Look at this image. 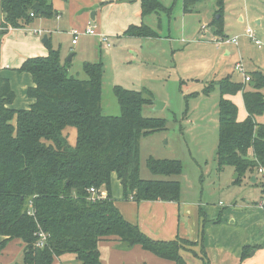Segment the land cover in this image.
<instances>
[{
	"label": "trees",
	"instance_id": "trees-1",
	"mask_svg": "<svg viewBox=\"0 0 264 264\" xmlns=\"http://www.w3.org/2000/svg\"><path fill=\"white\" fill-rule=\"evenodd\" d=\"M130 1V0H129ZM205 0H182L184 12ZM218 18L210 24L222 35L223 0H217ZM43 9L37 12L33 4ZM141 16L168 11L158 0H140ZM33 13V16H30ZM51 0H0V38L9 28L28 25L36 16L51 17ZM125 35L157 37L144 24L129 25ZM48 45V41L46 42ZM31 75L33 85L27 109L10 108L14 93L0 75V249L8 239L24 243L22 264H54V257L73 254L80 264H102L99 241L116 236L125 248L140 245L157 257L184 264L180 255L195 243L176 238L156 240L136 224L124 219L110 194L111 175L120 182L123 199L178 201L179 182L140 178L139 141L142 136L163 129V119L144 117L142 106L149 93L114 86L119 105L117 116L101 111V62H84L86 78L68 74L59 51L49 48L46 56L27 58L17 69ZM247 83L226 76L217 81L218 142L217 168L232 166L236 182L245 173L264 168V73H248ZM241 93L246 117L238 120V106L226 95ZM76 130L73 146L63 131ZM146 166L162 176L179 174V160L149 157ZM264 194V183H260ZM89 188H104L105 198L91 199ZM264 212V199L261 198ZM219 219L217 218V221ZM46 234L43 247L36 246L38 231ZM242 249V257L248 254ZM199 258L208 264L204 251Z\"/></svg>",
	"mask_w": 264,
	"mask_h": 264
},
{
	"label": "rangeland",
	"instance_id": "rangeland-1",
	"mask_svg": "<svg viewBox=\"0 0 264 264\" xmlns=\"http://www.w3.org/2000/svg\"><path fill=\"white\" fill-rule=\"evenodd\" d=\"M161 1L168 4L166 8L169 9L160 12L161 21L152 14L146 17L151 20V28L162 35L163 40L133 37L120 46L113 41V50H102L99 53L98 62L103 66L101 111L104 115H119L114 86L149 93L152 102L142 106V115L163 119L165 127L140 138V178L177 181L184 201H196L205 205L208 214L218 208L221 217L224 215L225 222L230 223L232 211L240 210L232 204L239 205L243 200H261L262 193L260 182L251 181L248 173L236 182L238 176L236 177L237 173L232 166H226L223 170L217 168V106L220 98L217 81L228 76L233 81L241 82V74L234 69L235 62L239 60L246 72L259 70L264 73V0H238L235 12L223 30V36L216 34L210 24L216 10L213 0L198 3L192 14L187 12L185 23L189 27H198L199 32L193 33L181 32V0ZM256 10L263 16L260 24L263 32L256 33V37L262 42L260 48L244 34L246 23L241 24L236 17L239 12L246 16L248 12ZM203 24L207 25V32L204 34L199 30ZM249 26L253 31L259 25L250 21ZM169 28L172 38L170 41L167 40ZM226 35L228 38L237 35L238 44L228 46L231 49L230 56L220 57L224 46L216 48L212 39ZM130 48L136 50L138 55L132 56ZM68 55L69 53H61L62 60L65 61ZM81 66L79 59L74 58L70 63L69 74L86 78ZM154 100L163 105L156 108ZM238 100L239 98L236 101L240 112L244 111L242 102ZM257 121L264 122V116L258 117ZM63 134L68 144L73 146L75 128L67 127ZM149 157L179 160L181 172L171 176L153 174L146 166ZM59 259L61 264H79L73 254H64Z\"/></svg>",
	"mask_w": 264,
	"mask_h": 264
},
{
	"label": "crops",
	"instance_id": "crops-1",
	"mask_svg": "<svg viewBox=\"0 0 264 264\" xmlns=\"http://www.w3.org/2000/svg\"><path fill=\"white\" fill-rule=\"evenodd\" d=\"M158 1L165 8L168 6L161 0ZM216 1L213 0L216 5L213 18L219 17ZM237 1L223 0L222 33L227 26V21L235 12ZM51 5L54 10L51 17L36 16L28 25L17 29L9 28L7 33L0 38V75L8 80L14 93V99L10 104L12 109H27L33 102L26 93L27 88L33 85L31 75L17 70L25 59L46 56L49 48L57 49L60 61L67 65L69 74L70 63L74 58L79 59L80 65L84 62H97L99 60L98 55L102 50H113L114 42L120 46V44L124 45L127 40L132 39L134 36L124 34L129 25L140 26L144 24L152 29L151 20L146 17L149 14L141 16L140 0H51ZM194 8L189 13L192 14ZM162 11L165 10L150 14L161 21L162 13L160 12ZM92 12L94 18L90 19ZM182 12L181 32H199L197 31L198 27L192 25L189 27L185 23L188 13L184 12L183 7ZM215 14L217 15L215 16ZM236 17L241 24L246 23V28H250V21L259 25L253 30L255 37L257 36L256 33L263 32L260 27L263 16L259 11H250L246 16L239 12ZM201 26L199 30L202 34L206 33L207 30L202 31ZM86 27H93L96 31L107 35L110 46L106 47L98 36L88 34L79 35L76 43L72 44L70 30L73 28L84 30ZM34 30L43 31V35L35 34ZM155 32L157 33V31ZM170 32L169 28L167 34L169 41L172 39ZM44 35L46 37L42 41ZM134 38L163 40L162 35L158 33L157 37ZM47 41L48 45L46 44ZM230 45L232 44L223 45L220 57L231 55V49L228 47ZM216 48L219 47L216 46ZM130 49L132 56L138 55L136 50ZM61 53H69L65 61L62 60ZM226 98L233 101L237 106L236 99L239 98L238 101L242 102L243 105L241 93L233 96L226 95ZM245 117V109L240 112L238 108V120H243ZM248 175L251 177V181L254 179L253 182L264 183V173L256 170L252 174L248 173ZM110 187L111 197L124 219L136 224L148 237L164 241L174 240L178 237L195 243L180 250L184 264H203L199 258L203 251L208 264H264V212L261 200H248L247 202L243 200L239 205L237 203L232 204L240 210L232 211L231 222L227 223L224 215L221 217L218 208H214L208 214L205 205L196 201H184L181 196L178 201L143 200L136 202L132 199H123L120 182L114 173L111 175ZM101 190L106 193L104 188ZM262 198L264 199V194H262ZM5 239H7L6 236L0 235V242ZM98 245L102 264H175L171 260L157 257L144 250L140 245L125 248L116 236L105 237L99 241ZM244 246L249 247L247 249L248 254L242 257ZM23 248L24 243L18 238L6 240L0 249V264L22 263ZM54 264H61L59 257H54Z\"/></svg>",
	"mask_w": 264,
	"mask_h": 264
},
{
	"label": "built area",
	"instance_id": "built-area-1",
	"mask_svg": "<svg viewBox=\"0 0 264 264\" xmlns=\"http://www.w3.org/2000/svg\"><path fill=\"white\" fill-rule=\"evenodd\" d=\"M30 16H33V13H30ZM58 17V16H57ZM207 27V25H202L201 28L202 30H205ZM1 29V28H0ZM35 34L42 36L43 35V31L41 30H34L33 31ZM70 34L72 36V40L71 43L75 44L77 41V38L79 35L81 34H88V35H95L98 36L99 40L106 46L109 47V40L107 35L100 33L98 31H96L93 27H86L84 30H78V29H71L70 30ZM244 34L259 48L262 46V42L257 39L253 33V31L250 28H246ZM213 43L219 47L221 45H226V44H234L237 45L238 44V37L237 36H233L231 38L228 37H214L212 39ZM234 69L239 72L242 76V82L243 83H247L250 79H249V75L247 74L244 65L242 63L241 60L237 61L234 65ZM259 172L264 173V168H259L258 169ZM88 193L90 194V198L91 199H95V198H105L106 197V193L101 190V189H94V188H89ZM37 235V241H36V246L38 247H43L46 241V234L42 231H38L36 233Z\"/></svg>",
	"mask_w": 264,
	"mask_h": 264
},
{
	"label": "water",
	"instance_id": "water-1",
	"mask_svg": "<svg viewBox=\"0 0 264 264\" xmlns=\"http://www.w3.org/2000/svg\"><path fill=\"white\" fill-rule=\"evenodd\" d=\"M32 7H33V9H34L35 11H37V12H42V11H43V9L39 6L38 3H34ZM93 18H94V13L92 12V13L90 14V19H93ZM45 37H46V35H44L42 41L45 40ZM69 59H70V57H69ZM153 104L155 105L156 108H160V107L163 105V103H161V102L158 101V100H154V101H153ZM236 177H237V174H236ZM252 181H254V179H252Z\"/></svg>",
	"mask_w": 264,
	"mask_h": 264
}]
</instances>
